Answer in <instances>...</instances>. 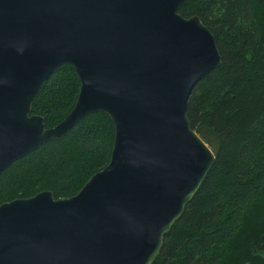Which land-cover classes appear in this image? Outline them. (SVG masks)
<instances>
[{
	"label": "water",
	"instance_id": "obj_1",
	"mask_svg": "<svg viewBox=\"0 0 264 264\" xmlns=\"http://www.w3.org/2000/svg\"><path fill=\"white\" fill-rule=\"evenodd\" d=\"M183 1L0 0V174L88 114L114 125L108 165L76 195L0 204V264L155 261L215 160L187 101L221 56L200 18L178 13ZM63 65L78 95L46 128L31 104Z\"/></svg>",
	"mask_w": 264,
	"mask_h": 264
},
{
	"label": "trees",
	"instance_id": "obj_2",
	"mask_svg": "<svg viewBox=\"0 0 264 264\" xmlns=\"http://www.w3.org/2000/svg\"><path fill=\"white\" fill-rule=\"evenodd\" d=\"M178 13L198 16L215 38L218 67L193 87L191 127L215 160L152 264H264V6L262 0H184ZM79 80L70 65L42 83L31 114L46 128L72 110ZM114 125L91 113L0 174V204L50 191L76 195L109 161Z\"/></svg>",
	"mask_w": 264,
	"mask_h": 264
},
{
	"label": "rangeland",
	"instance_id": "obj_3",
	"mask_svg": "<svg viewBox=\"0 0 264 264\" xmlns=\"http://www.w3.org/2000/svg\"><path fill=\"white\" fill-rule=\"evenodd\" d=\"M207 144V143H206ZM213 146L212 145H210V148H212Z\"/></svg>",
	"mask_w": 264,
	"mask_h": 264
}]
</instances>
